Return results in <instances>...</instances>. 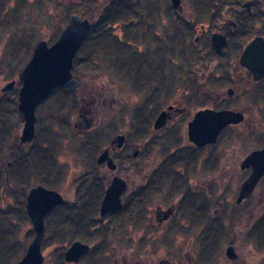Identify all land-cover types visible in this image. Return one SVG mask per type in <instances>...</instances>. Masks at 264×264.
I'll return each mask as SVG.
<instances>
[{
    "label": "flooded vegetation",
    "instance_id": "1",
    "mask_svg": "<svg viewBox=\"0 0 264 264\" xmlns=\"http://www.w3.org/2000/svg\"><path fill=\"white\" fill-rule=\"evenodd\" d=\"M75 1L77 0H68V4ZM78 1L84 4L93 2ZM103 2L97 0L96 3ZM180 4L181 13L171 5L168 14L170 18L175 14L176 21L179 22L177 27L181 25L184 33L195 31L192 45L202 43L194 49L195 53L200 54L199 51L206 48L214 54L215 61L211 71L203 76L205 64L187 66L186 73L181 74L183 76H180L175 88L170 89L172 77L167 75L175 66L166 59L163 78L153 79L145 72L142 75L138 72L133 76L131 81L136 98L131 99L134 102L124 100L125 92L121 82H102L98 95L102 108V125L99 129L88 116L97 96H90L91 92L86 87L79 91L80 82L73 70L76 54L92 51V45L83 43L87 35L73 58L70 70L78 87L72 90L56 86L36 106L34 135L30 142L20 141L23 119L17 110V98L21 86L18 73L22 67L13 71L16 74L7 78L0 87V99L5 97L10 102L20 122V126L11 135L13 138L6 141L8 156L12 157L15 149L32 150L36 154L34 164L27 165L25 169L21 165L19 176L16 177V180H22L23 188H16L21 181H16L15 177L10 178L9 175L11 171L8 170H12L16 160L9 157L3 166L5 180L10 182L5 185L3 202H9L19 209L24 223L31 227L26 236L22 237L24 240L21 243L10 246V238L16 236V227L20 223H15L10 217V214H15V209H12V213L4 208L0 212L14 224L7 222L2 227L5 242L0 244V256L5 257L6 264H15L26 254L35 234L25 209L29 189L37 185L54 189L53 184H43L45 145H48L49 151L50 148H60L66 154L67 149H72L70 139L79 141L76 148L80 151L77 158L74 152L69 153L73 165V182L68 185L72 187V198L66 199L63 193L56 190L63 202L53 206L43 217L41 264L45 263L43 253L47 239L56 245H62L55 246L48 252L49 255L56 253L55 264H218L217 258L212 255L204 258L199 253L200 246L205 241V231L212 230V237L208 236V239H215V227L212 228L214 222L207 220L208 200L216 203V208L212 210L214 217L219 210L226 213L228 229L233 232V238L235 227L249 228L252 225L262 230L264 237V173L249 196L238 199L241 184L254 168L252 165H243L244 159L254 151H264V0H210L207 4L198 2V5L205 7L202 8V22L197 25L189 22L182 0ZM159 16L157 12L139 14L130 20L118 22L117 30L114 28L117 24L109 28L107 34L118 42L115 57L119 58L117 51L120 47L130 48L126 45V36L121 38L120 35L124 28L137 23L140 26L147 25L154 32L157 26H161L157 23ZM83 18L89 20L91 27L90 18L81 17ZM129 21H132L129 25H122ZM212 35H217L224 42L220 53L212 45ZM135 37L139 39L138 36ZM158 40H152L155 43L152 46L162 45L166 53L169 51L168 47L172 50L175 45L169 35ZM251 44L252 51L244 63H241L240 57L244 49ZM110 55L112 54L107 57ZM110 60L112 58L109 61L106 59V66L114 65ZM155 63V67H158L159 64ZM119 64L121 69L123 62ZM10 82L11 88L2 91ZM180 89H184L183 92L177 98L172 97L171 91L177 92ZM132 103L137 105L130 109L129 104ZM42 106H45L44 111L49 108V113L45 116L48 121L53 120L57 124L58 130L52 131L50 127H45V132L44 128H38L36 123L39 116L36 115V110ZM51 107H54L52 111ZM203 109L231 110L238 113L241 119L223 127L215 142L198 146L188 140L187 129L195 113ZM161 113H164L162 124L155 126ZM127 114L132 115L131 123L129 127H122L120 123ZM40 118H43V114ZM118 137L123 138L120 145ZM5 138L7 139L6 136ZM105 150L109 159L98 162L99 154ZM78 151L75 150L76 153ZM205 152L207 158L204 162ZM35 172L37 179L30 184L26 178L35 176ZM223 177L234 181L229 198L222 196L219 190L222 186L219 180H223ZM114 178L124 185L119 194L120 205L114 210L101 213L105 189ZM14 185L15 189H12ZM1 225L0 223V227ZM233 238L228 245L234 248ZM74 242L86 245L87 251L76 260L66 261L64 252ZM63 244L67 246L63 247ZM18 252L20 255L14 258ZM8 258L12 261L9 262ZM242 259L237 254L236 258L227 260L228 264H246Z\"/></svg>",
    "mask_w": 264,
    "mask_h": 264
},
{
    "label": "rangeland",
    "instance_id": "2",
    "mask_svg": "<svg viewBox=\"0 0 264 264\" xmlns=\"http://www.w3.org/2000/svg\"><path fill=\"white\" fill-rule=\"evenodd\" d=\"M145 1L146 0H139L140 8L138 9V12H136V15L141 13L147 14L157 12V14L160 15L157 17V23H159L161 26H157L154 32L148 29L147 25L140 26L137 23L123 29V33L120 35L121 38L123 35L130 37L126 44L127 46H130V48L128 47L130 49V53L124 59L125 61L123 62V67L121 69L119 66L115 67V65L111 64H109L110 67L106 66L105 61L108 59V57L100 56L102 54L99 55L96 61L92 62H90V58L87 57L88 54H83L82 52L76 54L77 59L75 61V68L73 70L75 72V76H77V80L80 82L81 88L79 91H82L86 87L88 92H91L90 96H97L96 100H94L95 105L92 109H90L88 116L91 118L92 124L98 125V129L101 128L100 125H102L100 114V110L102 108L98 97V95H100L101 89L99 85L102 82H106L107 80L110 83L117 81L121 82L124 87L122 88L125 92L123 93L124 100H132V102H134L131 98H136V92H134L131 80L138 72H140L141 75L145 72L153 79L156 77L163 78V65L167 59L170 61L171 65L175 66L174 68L172 66L173 69L167 75L172 77V85L170 89H174L175 84L178 83L180 76H183L181 74L186 71L187 66L195 67L197 65L202 66V63L205 64L203 76H206L207 73L211 71L215 61L214 54L210 50H206V48H204V51H199L200 54L194 52V49L202 45V43L193 46L192 38L194 37L195 31L190 34L184 33L181 25L177 27V23L179 22L176 21L175 14L170 18L168 14L169 8L171 6L170 0H147V3H145ZM95 2H97V0H93V3ZM81 4L82 3H80L78 0L75 1V3L69 4L68 0H0V87L5 84L7 78L16 74V72L13 73V71H16L17 68L19 70L21 67H23L31 55L33 46L38 40L44 39L47 44H51L55 40L60 29L63 28V26L67 23L70 14H77L80 18L88 17L90 15V9L87 10L88 7L85 8ZM90 4H92V2ZM150 4H154V6L150 7ZM182 4L185 5L187 9V15L190 23L197 25L199 22H202V8L205 6L201 7L198 5L196 0H182ZM115 24H113L111 27H113ZM114 28L117 30L118 24L115 25ZM164 35H169L170 38H173L172 43L175 44L174 47H172V50H170V47H168V53L164 51L165 48L162 45L159 47L152 46L155 45L152 40L155 39V42H158V38H163ZM135 36H138L139 39H137ZM178 40L180 41L178 42ZM150 46L151 48H149ZM112 56L115 57L116 53L110 55L109 57ZM166 56L168 58H166ZM155 61L159 64L158 67H155ZM120 78L121 81H119ZM180 86L182 88L181 84ZM183 90L184 89H180L177 92H173L174 90L171 91L172 97L177 98L179 93H182ZM76 96L78 98V95ZM1 98L0 160L2 159L1 163L4 164L5 161L11 157L8 156L9 148L7 146V142L13 138L11 135L15 131V128L20 126V122L18 120L16 111L14 114V109L11 107L10 102L5 99V97ZM136 105L137 103L129 104L130 109ZM44 107L45 106H42L36 110V115L39 116L40 121V124L39 121L36 123L38 124V128H44L45 130V127H50L52 131L55 129L58 130L59 127L56 123H54L53 120L51 122L48 121L49 119L45 115L49 113L47 111L49 108L44 111ZM53 108L54 107L50 108L51 111ZM78 108L79 106L77 109ZM86 109L88 110V108ZM41 114H43V118H40ZM131 120L132 115L127 114L120 124L122 127H129ZM70 142H72V149H67L66 154H64L60 148H50L49 151L47 148L48 145H45L43 162L40 161L43 165L45 177L44 180H46L48 183L50 182V184H53L54 189L63 193L66 199L72 198V192L70 190L72 187L68 186L71 185V182H73L71 174L73 172V165L71 163V156L69 153L74 152V156L76 155L77 158L78 153L80 152L76 148L79 146V141L76 139H70ZM75 150L78 152L76 153ZM35 155V151L32 150L24 149L20 151L15 149L11 159L16 160V163L15 165H12V170H8L11 171L9 172L10 178L15 177L16 180V177L19 176L21 165H23V169H25L29 164L33 165L35 162ZM52 157L55 159H52ZM25 158L27 161H25ZM206 158L207 156L205 152L203 158L204 162L206 161ZM3 164L0 165V174L2 175L4 173ZM11 168L9 167V169ZM26 179L28 182H30V184L33 182L35 183V179H37L36 172L35 176ZM233 182V180L225 179V177H223V180H219V184L222 185L220 186L219 190L221 195L225 196V198H229V196H231ZM5 189V186L0 187V190H2L0 193V212L5 209V211L12 213V211L15 209V214H10V217L14 219L15 223H20V226L16 227L18 228V232H16L17 234L15 233L16 236L10 238L9 245L12 246L15 243H21L24 240L22 237L26 236L27 232L31 230V227L29 224L24 223V218L20 216L19 209L15 208L14 205L11 206L9 202H3L6 192ZM208 201L210 203L206 209L207 220L211 219L214 222L212 228L215 227L213 230L215 231L213 235L215 239H208V236L212 237V230L205 231V241L200 246L199 253H201L204 258L208 255H212L213 257L217 258L216 260L218 264H228V260L224 255V250L228 243L232 241L233 232L228 229L226 213L219 210L215 218L212 215V210L216 208V203L212 202V200ZM7 222H11L10 218L3 216V214L0 213V223L2 224L0 229L3 230L0 231V244L5 242L4 228L2 227H5ZM216 224L218 226H216ZM11 225L14 224L11 222ZM204 225L205 228L206 222H204ZM233 231H235V237L233 238L234 250L239 255V257L241 259L243 258L242 260L245 261L246 264H264V237L261 233L262 230H258L252 225L249 228L237 226ZM44 245V264H55L56 257L54 255L56 253L53 255L54 252L52 251L53 253L49 255L48 252L55 246L61 247L62 245H56L50 239H47ZM64 246L66 247L67 245L63 244V247ZM18 255H20V252H18L14 258H16ZM4 258V256H0V260H4ZM10 258L14 259L13 257ZM11 259L8 258L9 262L12 261ZM0 264L6 263L1 261Z\"/></svg>",
    "mask_w": 264,
    "mask_h": 264
},
{
    "label": "water",
    "instance_id": "3",
    "mask_svg": "<svg viewBox=\"0 0 264 264\" xmlns=\"http://www.w3.org/2000/svg\"><path fill=\"white\" fill-rule=\"evenodd\" d=\"M171 5L178 13L182 12L180 0H171ZM131 22L122 25L127 26ZM89 28L90 22L88 19H81L73 14L69 17L67 24L61 30L55 42L47 45L44 39H40L33 46L28 61L18 73L21 86L18 91L17 110L21 113L23 119L20 134L21 142L32 140L36 106L54 87L64 86L72 90L78 87V82L73 78L70 70L73 58ZM211 40L213 47L220 53L224 42L217 35H212ZM252 46L251 44L244 49L240 57L241 63H244L247 59L248 54L252 51ZM11 85L12 82L8 83L2 88V91L9 90ZM163 115L164 113H161L157 117L155 126L162 124ZM239 119H241V116L231 110H199L188 123V140L198 146L213 143L223 127ZM117 140L120 145L123 138L118 137ZM103 159H109L106 150L99 154L98 162ZM243 165H252L254 168L249 177L241 184L238 199L249 196L259 177L263 175L264 151L250 153L244 159ZM122 189H124V185L121 184L119 179L114 178L105 189L101 202V213L119 207V194ZM62 202V196L54 189H48L41 185L29 189L25 209L32 221L35 234L26 254L15 264H41L43 257L40 252V244L44 234L43 217L53 206ZM86 251V245L74 242L64 252V258L66 261L76 260ZM224 255L229 260L237 257L232 245L226 246Z\"/></svg>",
    "mask_w": 264,
    "mask_h": 264
},
{
    "label": "trees",
    "instance_id": "4",
    "mask_svg": "<svg viewBox=\"0 0 264 264\" xmlns=\"http://www.w3.org/2000/svg\"><path fill=\"white\" fill-rule=\"evenodd\" d=\"M210 0H196V2L205 3L209 2ZM147 3V0L145 1ZM85 8L90 9V15L88 18H90L91 21V27L88 31V34L84 40V44L92 45V51H83V54H88L91 61H96V59L100 56H108L109 54L116 53V44H118L117 41H115V38H112L110 34L108 35L106 31H108L109 28L115 23L123 22L130 20L136 16V12H138V9L140 8L139 0H105V2L101 3H93L90 4H81ZM154 6L150 4V7ZM147 11V10H146ZM142 14V13H141ZM149 14V13H147ZM130 39L129 36L125 37V41ZM118 57H108L107 61L110 60L113 62V64L116 66H119V62H124L126 56L130 53L129 48H121L117 51ZM106 59V58H105ZM135 59V58H134ZM1 148V146H0ZM2 159L0 160V165ZM4 165V164H3ZM21 181L19 182V186L16 188H23L22 180H16ZM10 182L6 179L5 176L0 174V187L8 185ZM45 185L50 184L46 180H44ZM8 187V186H7ZM15 186L13 187V189ZM6 262L5 260L1 259L0 262Z\"/></svg>",
    "mask_w": 264,
    "mask_h": 264
}]
</instances>
